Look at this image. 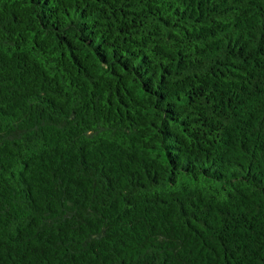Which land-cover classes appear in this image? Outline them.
Here are the masks:
<instances>
[{
  "label": "trees",
  "instance_id": "trees-1",
  "mask_svg": "<svg viewBox=\"0 0 264 264\" xmlns=\"http://www.w3.org/2000/svg\"><path fill=\"white\" fill-rule=\"evenodd\" d=\"M0 264H264V0H0Z\"/></svg>",
  "mask_w": 264,
  "mask_h": 264
}]
</instances>
